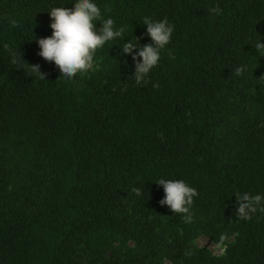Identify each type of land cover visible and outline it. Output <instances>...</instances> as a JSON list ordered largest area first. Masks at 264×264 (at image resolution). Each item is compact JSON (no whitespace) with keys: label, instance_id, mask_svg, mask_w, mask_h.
I'll return each instance as SVG.
<instances>
[{"label":"trees","instance_id":"obj_1","mask_svg":"<svg viewBox=\"0 0 264 264\" xmlns=\"http://www.w3.org/2000/svg\"><path fill=\"white\" fill-rule=\"evenodd\" d=\"M63 3L0 0V264H264V212L237 211L264 194V0H96L125 40L151 43L145 16L175 26L143 85L120 41L59 77L36 39ZM160 178L196 189L188 214Z\"/></svg>","mask_w":264,"mask_h":264},{"label":"clouds","instance_id":"obj_2","mask_svg":"<svg viewBox=\"0 0 264 264\" xmlns=\"http://www.w3.org/2000/svg\"><path fill=\"white\" fill-rule=\"evenodd\" d=\"M72 4L71 8L64 7L63 3L47 9L51 35L36 39L38 55L45 61L53 62L59 70V77L70 81L78 73H87L93 67L97 50L109 42H113V45L117 44L115 41H120V53L130 55L134 63L131 77L137 85H143L151 70L159 63L162 50L170 43L175 26L167 18L155 20L143 17L139 23L146 26L145 31L151 43L141 45L135 36L134 40L132 37L125 40L128 36L125 35L124 27H117L111 17L101 20V9L96 0H72ZM210 11L216 13L219 10L212 8ZM97 21L100 22L98 28ZM4 47L10 52L13 63L20 65L18 69L30 70L32 75L45 80L38 64L26 63L19 49L9 48L6 44ZM254 48L259 56H264V43L258 40ZM152 87L158 88L159 85L153 83ZM155 182L163 188L164 195L159 200L161 205L167 206L172 213L190 212L193 198L198 195L194 187L182 179L160 178ZM133 191L137 196L142 195L141 189ZM257 210L264 212V194L245 193L240 197L237 211L242 217L247 218L249 213Z\"/></svg>","mask_w":264,"mask_h":264},{"label":"rangeland","instance_id":"obj_3","mask_svg":"<svg viewBox=\"0 0 264 264\" xmlns=\"http://www.w3.org/2000/svg\"><path fill=\"white\" fill-rule=\"evenodd\" d=\"M196 243L199 246H204L209 248L214 254H220L222 252V248L213 244L209 239L204 236H200L196 239Z\"/></svg>","mask_w":264,"mask_h":264}]
</instances>
